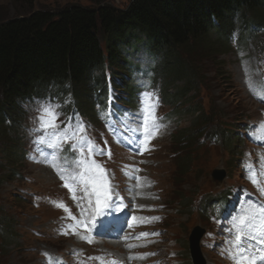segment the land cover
I'll use <instances>...</instances> for the list:
<instances>
[{"label":"rangeland","instance_id":"rangeland-1","mask_svg":"<svg viewBox=\"0 0 264 264\" xmlns=\"http://www.w3.org/2000/svg\"><path fill=\"white\" fill-rule=\"evenodd\" d=\"M33 1L34 10L49 11H57L70 5L95 7L97 4L121 9L129 2ZM17 7L21 9V4L14 3L13 0H0V17H12ZM244 30V27L238 28L239 37L243 35ZM254 34L263 43L260 48H257L256 42L252 40L247 41L246 45L237 44L233 36L228 42L229 51L219 52L215 58L204 59L193 66L198 71L199 86L195 87V91L183 94L185 96L180 106L164 105L163 113L175 115L171 121L173 125L154 140L149 148L152 157L147 159L144 167L150 184L148 189L151 194L148 196L154 198L153 203L157 205L154 208L160 210L155 211V215L163 216V219H156L153 225L151 223L152 227L161 229L163 234V242L157 244L156 248L158 252L159 249L163 252L165 248L171 250L181 264H192L188 238L195 227L203 230L204 234L207 231L211 234H203L204 238L218 236L215 225L197 211L204 206L206 198L213 199L219 194H224L228 187L236 188L240 184L247 187L242 177L244 171L245 174L250 171L255 179L264 182V126H261L264 125V117L261 118L260 115V111L264 110V100L258 98L264 96V29L255 30ZM211 38L217 39V35L212 33ZM117 77L121 80L123 78L120 75ZM159 84L161 85V81ZM167 84L165 91L171 95L180 89L184 91L180 80ZM149 94L152 95V90ZM86 102L89 105L88 101ZM16 118L20 119L23 125L28 122L29 115L23 110ZM193 123L202 124L201 137L198 140L193 139L198 146H194L191 151L189 148L179 149L177 144L173 143L174 134L185 129L190 132L189 128H193ZM248 123L251 128L246 133L242 125ZM167 125L169 124L163 127ZM215 130L217 133L211 136ZM234 131L238 133L232 136L233 145H228L225 141L220 142L218 134L228 132L233 135ZM20 135L14 140L12 150L21 148V155L18 153L13 156L12 164L7 162L8 166L4 169H1L0 165V177L8 176L0 184V264H41V251L59 254L69 248L72 241L54 236L51 229L56 216L54 212L47 210L42 204L37 207L33 205L32 195L42 197L46 194H57L59 189L55 181L52 182L51 175V178L43 176L44 173L50 174L46 168L31 166L23 158L25 139L21 128ZM240 135L250 139L245 140ZM189 153L190 170L180 176L176 163ZM14 157L19 160L16 164H13ZM219 170L225 173V178L215 183L212 173ZM248 189L251 191L250 187ZM260 194V190L255 194L254 205L259 204ZM199 201L203 204H199ZM207 247L200 248L204 263L226 264L214 251L206 249Z\"/></svg>","mask_w":264,"mask_h":264},{"label":"trees","instance_id":"trees-1","mask_svg":"<svg viewBox=\"0 0 264 264\" xmlns=\"http://www.w3.org/2000/svg\"><path fill=\"white\" fill-rule=\"evenodd\" d=\"M13 1L21 9L17 7L12 17H0L1 169L7 162L12 164L19 151L12 150L20 122L18 104L29 96L49 89L70 93L79 110L88 114L86 101L96 95L95 89L103 88L105 67L111 72L125 71L122 52L140 45L161 57L156 75L165 86L176 80L183 83L184 91L173 95L163 91L166 101L178 107L200 84L193 66L229 51L226 37L230 32L244 27L243 42L251 38L253 28L264 29V0H129L121 9L97 4L70 5L57 11L34 10L33 0ZM212 33L217 39L211 38ZM201 125L193 123L190 132L180 131L173 143L179 149L193 150L198 144L193 139L202 135ZM227 137L228 133L218 134L220 141ZM13 160V164L19 162ZM176 165L178 175L187 174L190 153ZM6 178L1 176L0 184Z\"/></svg>","mask_w":264,"mask_h":264},{"label":"snow or ice","instance_id":"snow-or-ice-1","mask_svg":"<svg viewBox=\"0 0 264 264\" xmlns=\"http://www.w3.org/2000/svg\"><path fill=\"white\" fill-rule=\"evenodd\" d=\"M258 98L264 100V96ZM147 100V106L142 105V113L139 117L140 122L138 125V128L143 129L142 135L145 145L156 137L162 126L156 116L158 100L153 102L151 94H147ZM59 108V105L51 102L45 103L38 108L39 115L36 120L38 127L34 128L32 132L34 134L39 133V135L34 139L33 143L35 145H45L47 149H50L47 153H45L43 147L36 149L38 152L45 154V159L38 162L48 164L56 172L63 181V186L72 193L71 198L76 201L78 200L76 192L81 187H83L85 195H87L89 185L95 191L96 180L92 175L93 172H104L102 166L94 159L85 157V151L90 153L91 157L102 156L105 153L102 149H98L91 138L87 136L88 126L82 119L74 117L70 118L66 123L61 122ZM108 115H111V113H108ZM102 119L106 120V117L102 115ZM133 131L136 130L133 129ZM65 145H70L67 152L64 148ZM70 153H76V155H71ZM252 183L264 194V188H260L257 179L253 178ZM105 185L104 204L115 211L116 207H121V205L118 204V200H111L109 203L107 181H105ZM112 195H115V193H112ZM51 203L54 207L67 213L66 218L76 221V217L72 216L70 209L62 201H52ZM78 206L81 207V212L83 213V206L79 204ZM102 208L103 205L96 208L97 214L101 213ZM132 219L136 220V217ZM83 223V221H76V224L69 230L72 234H77L76 226ZM231 231L233 239L229 242L231 248L229 259L233 261V264H264V207L258 206L257 209H246L238 217L234 218ZM61 234L68 235L69 232L64 231ZM142 235H147V233ZM81 239L86 240L88 243L92 242L87 237H81ZM136 258L143 259L144 257ZM112 264H116V262H112Z\"/></svg>","mask_w":264,"mask_h":264},{"label":"water","instance_id":"water-1","mask_svg":"<svg viewBox=\"0 0 264 264\" xmlns=\"http://www.w3.org/2000/svg\"><path fill=\"white\" fill-rule=\"evenodd\" d=\"M214 178L216 179L217 182L221 181L224 177V173L221 171H216L213 173ZM197 233H199L198 231H196L193 234H196V237L191 238V251H192V255H193V251L194 253H197V251H195V241H197ZM193 257V256H192Z\"/></svg>","mask_w":264,"mask_h":264},{"label":"bare ground","instance_id":"bare-ground-1","mask_svg":"<svg viewBox=\"0 0 264 264\" xmlns=\"http://www.w3.org/2000/svg\"><path fill=\"white\" fill-rule=\"evenodd\" d=\"M43 176H44L45 178H46V176L49 177V178H51V177H50V174H48V173H44ZM194 237H196V234H192V238H194Z\"/></svg>","mask_w":264,"mask_h":264}]
</instances>
